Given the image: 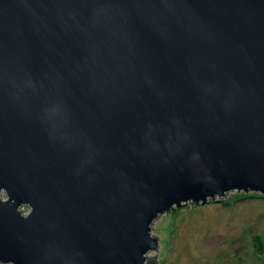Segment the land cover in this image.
Returning a JSON list of instances; mask_svg holds the SVG:
<instances>
[{
    "label": "water",
    "instance_id": "water-1",
    "mask_svg": "<svg viewBox=\"0 0 264 264\" xmlns=\"http://www.w3.org/2000/svg\"><path fill=\"white\" fill-rule=\"evenodd\" d=\"M231 191L264 197V0H0V264H155L153 219Z\"/></svg>",
    "mask_w": 264,
    "mask_h": 264
},
{
    "label": "rangeland",
    "instance_id": "rangeland-1",
    "mask_svg": "<svg viewBox=\"0 0 264 264\" xmlns=\"http://www.w3.org/2000/svg\"><path fill=\"white\" fill-rule=\"evenodd\" d=\"M150 227L158 246L146 256L156 264H264V197L254 192L180 206Z\"/></svg>",
    "mask_w": 264,
    "mask_h": 264
},
{
    "label": "trees",
    "instance_id": "trees-1",
    "mask_svg": "<svg viewBox=\"0 0 264 264\" xmlns=\"http://www.w3.org/2000/svg\"><path fill=\"white\" fill-rule=\"evenodd\" d=\"M156 264V263H155Z\"/></svg>",
    "mask_w": 264,
    "mask_h": 264
}]
</instances>
